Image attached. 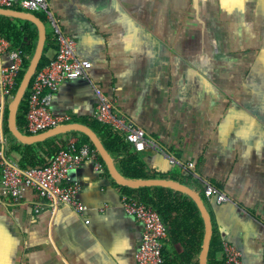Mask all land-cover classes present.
I'll list each match as a JSON object with an SVG mask.
<instances>
[{"label": "crops", "instance_id": "0c3cea01", "mask_svg": "<svg viewBox=\"0 0 264 264\" xmlns=\"http://www.w3.org/2000/svg\"><path fill=\"white\" fill-rule=\"evenodd\" d=\"M48 2L77 56L92 63L88 77L61 83L52 110L87 124L102 88L161 147L139 151L148 169L201 195L207 184L223 191L226 202L204 199L219 240L245 264H264V0ZM10 18L20 27L28 21ZM14 96L0 94L5 127ZM11 145L9 136L8 157L19 164ZM109 174L92 161L72 172L89 206L81 214L32 189L13 201L0 165V264H137L143 225L121 208L124 192ZM164 246L182 250L168 239Z\"/></svg>", "mask_w": 264, "mask_h": 264}, {"label": "built area", "instance_id": "2783aa9c", "mask_svg": "<svg viewBox=\"0 0 264 264\" xmlns=\"http://www.w3.org/2000/svg\"><path fill=\"white\" fill-rule=\"evenodd\" d=\"M0 7H20L30 12H43L56 40L55 57L35 74L27 97V130L31 134H38L68 122L71 120L69 115L56 114L52 110L54 95L63 81L88 77V70L92 63L77 56L76 39L62 30L59 19L50 9L48 0H0ZM28 57L15 48L11 40L0 34L1 95H12L20 73L26 70L24 61ZM5 60H9V63L6 64ZM95 94L98 100L94 116L98 121L123 132L137 151H143L146 148L161 150L158 143L147 135L144 128L134 125L126 115L116 110L114 99L110 98L102 88L95 87ZM8 143L9 136L5 131L4 119L0 115L2 181L13 201L20 202L25 190L32 189L51 205L67 204L81 214L89 209L81 198V182L72 179L71 175L85 161H92L96 169L100 171L105 170L95 147L89 144L78 145L77 138L71 139L46 166L23 169L9 159ZM171 160L175 161L173 158ZM204 193L208 199L215 198L218 203L228 201L227 195L213 185L207 184ZM120 206L126 214L135 217L143 225L137 264H164L163 248L165 240L168 239V229L160 214L153 207L128 194L122 195ZM41 209L43 207L37 204L36 212ZM89 221L87 219L86 223ZM222 246L224 264H245L235 245L225 241Z\"/></svg>", "mask_w": 264, "mask_h": 264}, {"label": "trees", "instance_id": "16d2710c", "mask_svg": "<svg viewBox=\"0 0 264 264\" xmlns=\"http://www.w3.org/2000/svg\"><path fill=\"white\" fill-rule=\"evenodd\" d=\"M17 9L24 10L20 7ZM34 13L46 21L45 16L41 12L35 11ZM30 24L33 26L32 28L30 27ZM0 34L11 40L14 47L22 51L25 55H28L29 52L33 53L35 50L38 40V29L30 21H26V24L20 27L11 20L10 17L0 15ZM25 36H27V39H25ZM50 40L56 45L55 38H51L48 34L44 53L40 60L37 72L53 60L46 56V52L50 48ZM29 62L30 56L24 61L25 68L28 67ZM24 72L25 71H22L18 77V81L13 90L14 94L17 92ZM34 79L35 75L33 76L25 97L19 106L17 115V123L20 130L27 134H31L26 128V113L28 110L27 97L30 93ZM87 124L100 136L105 147L114 157L118 169L125 177L178 180L176 176L159 175L158 173L149 170L148 165L140 152L137 151L134 145L126 139L123 132L98 121L96 118L88 120ZM5 131L11 139V151H16L21 155L19 165L23 169L46 166L60 150L67 146L68 143V139H64L62 134H60L32 144H23L12 135L8 128V124H6ZM70 134L77 136L78 145L89 144L95 147L86 134L77 131H72ZM99 157L104 164L106 172L109 174L106 163L100 154ZM119 186L122 188L124 194L134 196L146 205L153 207L160 214L167 226L168 243L173 246L179 244L182 247L180 252L176 250L170 252L164 246V264H199V254L202 249L205 234V223L201 211L192 197L179 190L166 186L158 185L138 188L124 185ZM202 194L205 199L204 190ZM222 244L223 243L219 240L217 232L214 230L211 238L208 264H224Z\"/></svg>", "mask_w": 264, "mask_h": 264}, {"label": "water", "instance_id": "95a60500", "mask_svg": "<svg viewBox=\"0 0 264 264\" xmlns=\"http://www.w3.org/2000/svg\"><path fill=\"white\" fill-rule=\"evenodd\" d=\"M0 15L28 20L34 23L38 29V40L36 43L35 50L33 53L32 52L28 53V56H31L29 65L24 72L23 78L19 84L17 92L9 108L8 126L13 136L24 144H32L35 142L43 141L48 138L72 131L84 133L90 138L91 142L98 150L100 156L106 163V166L112 178L115 179L119 184L132 188H138L144 186H158V185L166 186V187L174 188L189 195L197 203L205 223V234L202 243V249L199 254V264H208L211 238L214 231L213 221H212L211 213L204 201V198L198 191L172 179L125 177L118 169L112 154L107 150L100 136L93 128H91L87 124L80 122H70V123L60 124L46 131L40 132L38 134H27L19 129L17 125V115H18L19 106L25 97V94L30 86L31 80L33 76L36 74L40 60L43 56L44 48L47 40V25L45 21L41 17H39L36 13L26 10L0 7ZM25 39H27V36L25 37Z\"/></svg>", "mask_w": 264, "mask_h": 264}, {"label": "rangeland", "instance_id": "374dc122", "mask_svg": "<svg viewBox=\"0 0 264 264\" xmlns=\"http://www.w3.org/2000/svg\"><path fill=\"white\" fill-rule=\"evenodd\" d=\"M48 30H49V28H48Z\"/></svg>", "mask_w": 264, "mask_h": 264}]
</instances>
